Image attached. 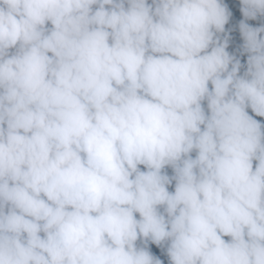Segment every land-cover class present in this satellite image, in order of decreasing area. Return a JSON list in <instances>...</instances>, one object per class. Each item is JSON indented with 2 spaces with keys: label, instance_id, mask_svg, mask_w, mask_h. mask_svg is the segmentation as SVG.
Returning a JSON list of instances; mask_svg holds the SVG:
<instances>
[{
  "label": "clouds",
  "instance_id": "1",
  "mask_svg": "<svg viewBox=\"0 0 264 264\" xmlns=\"http://www.w3.org/2000/svg\"><path fill=\"white\" fill-rule=\"evenodd\" d=\"M0 264H264V0H0Z\"/></svg>",
  "mask_w": 264,
  "mask_h": 264
}]
</instances>
